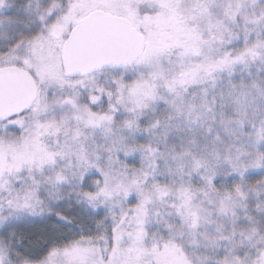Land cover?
I'll return each instance as SVG.
<instances>
[{
  "label": "snow or ice",
  "instance_id": "obj_1",
  "mask_svg": "<svg viewBox=\"0 0 264 264\" xmlns=\"http://www.w3.org/2000/svg\"><path fill=\"white\" fill-rule=\"evenodd\" d=\"M0 264H264V0H0Z\"/></svg>",
  "mask_w": 264,
  "mask_h": 264
}]
</instances>
